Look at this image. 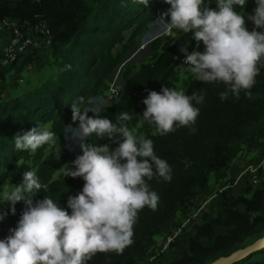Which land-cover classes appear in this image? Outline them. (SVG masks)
I'll use <instances>...</instances> for the list:
<instances>
[{
  "label": "trees",
  "instance_id": "trees-1",
  "mask_svg": "<svg viewBox=\"0 0 264 264\" xmlns=\"http://www.w3.org/2000/svg\"><path fill=\"white\" fill-rule=\"evenodd\" d=\"M209 6L216 7L214 2ZM254 7L249 0L244 10L250 13ZM165 10L163 0H149L146 6L132 0H0V23L9 19L20 27L44 23L52 36L51 46H40L9 65L0 64V185L15 168H30L26 161L29 152L14 149L16 135L50 122L51 131L62 142L72 121V105L83 110L119 67L125 77L120 101L98 115L119 124L122 113H131L133 119L125 123L152 139L155 154L172 170L170 181L156 176L146 180L159 202L155 210L145 207L138 213L133 243L122 253L98 252L87 264H210L264 237V190L253 188L246 178L236 184V177L230 178L226 181L229 186L211 198L199 224L183 230L152 262H147L155 253L157 237L171 231L176 215L187 214L195 197L209 196L211 180L237 157L244 143L264 132V66H259L256 82L247 90L250 96L242 90L239 96L229 92L222 99L227 86L202 83L190 76L184 85L186 94L204 97L200 104L193 101L200 110L195 123L163 136L154 135L147 124L140 126L136 116L145 109L142 100L147 92H160L162 86L176 89L175 56L181 53V45L191 50L196 44L188 36L171 45L161 44L163 40L158 38L137 53L142 58L130 59L140 45V37L150 29L158 12ZM246 26L250 31L253 28L250 22ZM159 45L162 52L151 62L144 61L147 52L155 53ZM203 50L200 42L199 51ZM28 64L47 75L35 84L18 87L15 76ZM10 79L9 85L6 81ZM9 86L11 92L6 90ZM90 142L116 147L111 140L94 135ZM39 157L40 151L35 161ZM83 183L81 178L66 177L64 182H53L48 190L41 189L34 200L46 196L66 208L69 196H76ZM4 207L7 210L8 206ZM15 208V215L9 214L0 223V239L16 226L25 210L23 201ZM67 211L70 214L71 210ZM234 264H264V248Z\"/></svg>",
  "mask_w": 264,
  "mask_h": 264
},
{
  "label": "clouds",
  "instance_id": "clouds-1",
  "mask_svg": "<svg viewBox=\"0 0 264 264\" xmlns=\"http://www.w3.org/2000/svg\"><path fill=\"white\" fill-rule=\"evenodd\" d=\"M132 2L146 6L149 0ZM163 2L169 5L159 15L164 25L188 34L197 48L200 42L204 45L203 52L179 48L185 75L227 86L222 99L229 92L239 96L242 90L250 96L247 90L255 84L259 66H264V0H252L255 7L250 13L244 10L249 0ZM213 2L215 8L209 6ZM249 22L251 31L246 26ZM203 99L182 88L162 86L160 92H147L142 100L145 109L136 117L140 126L147 124L154 135L163 136L194 124L200 110L193 101L200 104ZM89 111L95 116H88ZM99 111L72 105L71 119L78 124L70 138L82 154L62 165V172L64 178H81L84 183L76 196H69L66 208L46 196L34 200L42 188L35 170L23 172L18 184L0 185V223L9 214L15 215L17 202L25 205L16 226L0 239V264H87L98 252L122 253L133 243V226L140 210L157 208L159 196L146 180L156 176L170 181V165L155 154L152 139L128 127L125 122L133 119L131 113H122L121 123L115 124L101 118ZM93 135L111 140L116 147L91 143ZM13 140L16 151L35 153L55 144L56 135L37 124ZM57 157L60 159L59 152Z\"/></svg>",
  "mask_w": 264,
  "mask_h": 264
},
{
  "label": "rangeland",
  "instance_id": "rangeland-1",
  "mask_svg": "<svg viewBox=\"0 0 264 264\" xmlns=\"http://www.w3.org/2000/svg\"><path fill=\"white\" fill-rule=\"evenodd\" d=\"M165 7L167 9L169 7V5L165 4ZM160 13H162V11L158 12L157 19L155 21H153V23L150 25V29L142 37H140V44L142 42V39H147L148 37H151L154 34L156 35V33L158 34L159 32H162L164 29L167 28L164 25L161 18L159 17ZM165 19H167V18H165ZM7 32L8 31L5 28L0 29V43H1L2 38L7 34ZM175 33H176V36L173 38H169V37L163 38L162 39L163 41L161 42V44L167 45L170 42V45H171V43H173L175 40L179 39L180 37L188 36V34L180 33L177 30H175ZM188 39H191V38H189V36H188ZM1 46H2V44H0V55L2 53L1 52L2 51ZM182 46L183 45H181L180 47H182ZM160 53H161V45H159L157 47V49L155 50V53L150 54V52L148 51L147 54H149V55L145 58L144 61L148 60L149 62H151L152 60H154V57L159 55ZM139 54L138 55L136 54L134 56V59H133L134 61H136L135 58H139V59L142 58V56ZM19 63H20V61H19ZM33 67L35 68L34 71H26V70H24V67H23L21 69V71H19V73H18V75L23 74V76H21V77H19L18 75L15 76V79H16V81H18V84H19L18 87L22 88L24 85H30L34 81L33 78H35L36 82L40 81V79H44V77L47 75L46 71H42L41 69L37 70L34 65H33ZM48 71H49V68L47 67V72ZM116 72H117V70H116ZM116 72L112 75V77H110L107 80V82H105L101 86L102 91L99 95H97L94 98H89V100H88L89 105L87 103L85 105L84 109H97L98 108V109H100V111L98 112V114H99V113L104 112V110L108 109L112 104L116 105L119 103L120 100L117 98L114 100L108 101V97L107 98L104 97V93H105L107 87L110 85V83L113 82L116 75H118V77H117L118 81H116V82H118L120 84V86L122 87V91L124 90L123 85H124V78L125 77H124V75H122V72H120V71H119V73H116ZM175 73H176L175 78L177 80L176 89L177 90H179L181 88L184 89L185 88L184 85L187 84L190 76H186L182 70L181 71L177 70ZM6 82L10 85L12 83V80L10 79V80H7ZM6 90L8 92H11L10 86ZM88 116L94 117L95 114L92 113L91 111H89ZM138 123H139V121H138ZM77 124H78V121H76V122L71 121L70 125H68L66 127V131H68V132H66V136H64L62 142L60 141V139L58 137H56V143L55 144L45 145L42 148L38 149L35 153L29 152L28 154L30 156L28 159H26V161L28 162L30 168L28 170L23 169L21 171H17L16 170L17 168H15L10 173V178L8 180H6L3 184H7L8 182H10L11 184L20 183L22 180V173L26 172V171H30V170H35L36 175L41 179L40 180V182L42 184L41 189H47L48 190L50 185L53 182H57L58 180H61V182H64L66 177L65 178L63 177L62 165L66 164V163L70 164V162L73 161V159H75L79 155V153L81 152L79 145L76 144L75 141L70 138L73 135V133L75 132L74 127H76ZM127 125H129V124L127 123ZM45 126L51 130V123L50 122L46 123ZM70 128H71V130H70ZM137 133L142 135V133L139 130H137ZM250 149L255 150L256 153H258L257 155L259 157L254 156L249 161L248 166L254 165L264 158V137H260L259 142L257 139H253V140H250L249 142L245 143L243 151L244 150L249 151ZM258 150L260 152H257ZM39 151H40V157L37 161H35V157ZM58 152H59L60 159H58V157H57ZM233 178H235V177H233ZM239 189L240 188H237L236 192H239ZM183 217H184V215L177 214L173 227L179 221H181ZM165 236L166 235H162V238ZM161 248H163L161 243H157L156 250H160Z\"/></svg>",
  "mask_w": 264,
  "mask_h": 264
},
{
  "label": "built area",
  "instance_id": "built-area-1",
  "mask_svg": "<svg viewBox=\"0 0 264 264\" xmlns=\"http://www.w3.org/2000/svg\"><path fill=\"white\" fill-rule=\"evenodd\" d=\"M7 29V34L2 38L1 48H2V59L0 60L1 65H9L16 62L19 57L25 53H33L36 48L49 47L51 46L52 36L50 30L44 23L36 25H22L18 26L16 21L7 20L0 23V29ZM176 36L175 29L167 27L162 32H159L156 35L154 34L147 39H142L141 44L138 46L137 50L131 55L132 59L138 52L144 50L151 42L158 38H173ZM196 45V44H195ZM192 51H199V47L194 46L191 50H188L189 53ZM162 52V51H161ZM184 56L182 53L175 56V67L177 70L181 71L183 67ZM121 67L117 70L116 73H119ZM26 71H34L35 68L32 64L24 66ZM118 75L115 76V79L107 87L104 97H108V101L118 99L122 92V87L116 81ZM114 89L116 91H114ZM246 178L247 183L253 188H259L264 190V158L254 165L248 166L243 170L235 179L234 184L238 183L241 179ZM229 186V182H226L222 186L213 188L211 194L207 197L197 196L192 201L187 208V214H182L184 217L179 221L171 231L163 237V242L161 245L163 248L160 250H155V253L150 255L147 259V262H152L159 252H162L168 245L171 243L183 230L191 228L199 224L204 213L208 212V204L217 193L221 192Z\"/></svg>",
  "mask_w": 264,
  "mask_h": 264
},
{
  "label": "crops",
  "instance_id": "crops-1",
  "mask_svg": "<svg viewBox=\"0 0 264 264\" xmlns=\"http://www.w3.org/2000/svg\"><path fill=\"white\" fill-rule=\"evenodd\" d=\"M19 77L23 76V74H19ZM33 82L31 84H35V78H33ZM37 80V79H36ZM24 87V86H23ZM22 87V88H23ZM260 137H264V132L258 134L254 139H257L258 142L260 141ZM253 140V139H251ZM250 141V140H249ZM247 141V142H249ZM246 142V143H247ZM245 145V143H244ZM244 145L242 147V150L239 152L236 158L233 159V161L223 170V172L219 175L218 178H214L211 180V187L216 188L218 186L223 185L228 179L236 177L247 168L249 161L254 157H259L255 150L250 149L249 151L244 150ZM248 149V148H247ZM257 152H260L259 150ZM256 157V158H257ZM163 238L162 236L157 237V243H162Z\"/></svg>",
  "mask_w": 264,
  "mask_h": 264
},
{
  "label": "water",
  "instance_id": "water-1",
  "mask_svg": "<svg viewBox=\"0 0 264 264\" xmlns=\"http://www.w3.org/2000/svg\"><path fill=\"white\" fill-rule=\"evenodd\" d=\"M262 248H264V237L256 240L254 243L246 247L237 249L236 251L232 252L227 256L219 257L210 264H234L249 255L250 253Z\"/></svg>",
  "mask_w": 264,
  "mask_h": 264
}]
</instances>
